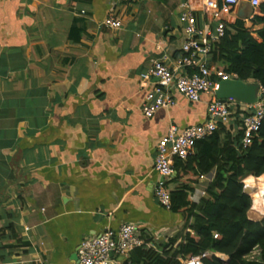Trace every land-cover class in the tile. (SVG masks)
Returning a JSON list of instances; mask_svg holds the SVG:
<instances>
[{"label": "crops", "instance_id": "crops-1", "mask_svg": "<svg viewBox=\"0 0 264 264\" xmlns=\"http://www.w3.org/2000/svg\"><path fill=\"white\" fill-rule=\"evenodd\" d=\"M186 2L198 26L215 27L201 0H0V264H76L83 239L123 223L160 253L184 241L189 222L154 196L155 149L170 125L203 123L207 98L175 93L149 118L141 106L151 61L173 68L181 53ZM108 15L121 26H105ZM215 173L198 177L193 202ZM250 197L248 218L261 220L264 201Z\"/></svg>", "mask_w": 264, "mask_h": 264}, {"label": "trees", "instance_id": "trees-1", "mask_svg": "<svg viewBox=\"0 0 264 264\" xmlns=\"http://www.w3.org/2000/svg\"><path fill=\"white\" fill-rule=\"evenodd\" d=\"M259 12L251 27L240 18L226 21L224 34L213 43L211 53L216 69L236 74L242 81L254 79L264 86V2ZM256 24L261 27L255 29ZM241 136H232L222 127L196 142L185 159H174L176 175L165 187L170 210L185 217L189 231L181 244L162 248L161 253L136 248L130 254L132 264H183L184 259L203 252H208L204 264H264V217L258 221L248 218L252 198L243 192L242 182L249 175H264V119L249 147H241ZM214 168L216 173L206 195L193 202L198 177ZM255 249L258 258L248 260ZM215 253L227 256V260Z\"/></svg>", "mask_w": 264, "mask_h": 264}, {"label": "built area", "instance_id": "built-area-1", "mask_svg": "<svg viewBox=\"0 0 264 264\" xmlns=\"http://www.w3.org/2000/svg\"><path fill=\"white\" fill-rule=\"evenodd\" d=\"M262 2L264 0H201L204 14L216 23L213 29L209 25L198 26L189 3H183L180 23L184 41L173 68L162 59H154L142 74L143 84L155 79L141 106L142 114L147 118L161 108L174 105L175 93L189 102H199L203 96L207 98V118L203 123L183 128L172 124L156 145L153 167L159 180L153 192L164 208L170 209L171 206L165 184L175 173V158L185 159L194 151L196 142L222 127L232 136L242 133L240 145L243 149L249 147L258 134L264 119V86L252 80L258 84L253 103H245L232 97L220 100L216 97L220 82L239 79L236 74L216 69L208 60L212 56L213 43L224 34L226 18L232 16L241 3H246L251 11L240 18L245 25H250ZM103 23L112 29L121 26L120 20L112 15L106 16ZM261 198L264 201V193ZM136 248L157 251L154 242L142 235L134 223H123L116 229L107 227L80 242L76 250V264H132L130 254ZM207 255L208 252L193 255L184 259L183 264H204L203 260ZM258 255L259 251L255 249L247 259L256 260Z\"/></svg>", "mask_w": 264, "mask_h": 264}, {"label": "water", "instance_id": "water-1", "mask_svg": "<svg viewBox=\"0 0 264 264\" xmlns=\"http://www.w3.org/2000/svg\"><path fill=\"white\" fill-rule=\"evenodd\" d=\"M239 17L244 18V8L240 10ZM258 89L257 83H246L242 80H225L220 82V87L216 91V97L224 100L228 97L236 98L245 103H253L256 100V92ZM243 192L250 195L252 192L248 186L243 187Z\"/></svg>", "mask_w": 264, "mask_h": 264}, {"label": "bare ground", "instance_id": "bare-ground-1", "mask_svg": "<svg viewBox=\"0 0 264 264\" xmlns=\"http://www.w3.org/2000/svg\"><path fill=\"white\" fill-rule=\"evenodd\" d=\"M260 177V176H259ZM259 177H254V176H248V177H246L245 178V183L249 186V187H251V188H253V190H252V194H253V196H254V198L258 201L259 200V198L261 197V195L264 193H262L261 195H259V196H256V195H254V190L256 189V188H258V189H261V191L263 190V188H264V178H259ZM259 193V192H258Z\"/></svg>", "mask_w": 264, "mask_h": 264}]
</instances>
